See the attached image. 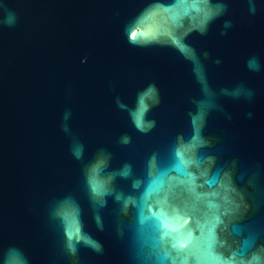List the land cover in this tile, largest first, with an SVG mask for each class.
<instances>
[{"label":"water","instance_id":"1","mask_svg":"<svg viewBox=\"0 0 264 264\" xmlns=\"http://www.w3.org/2000/svg\"><path fill=\"white\" fill-rule=\"evenodd\" d=\"M223 2L227 12L206 35L194 32L187 42L201 54L214 90L243 84L254 96H219L223 111H213L205 129L213 144L202 150L212 161L202 160L197 175L210 171L198 182L230 174L240 212L225 217L224 243L217 248L234 253V264H248L257 252L264 264V0H256L255 14L248 0ZM147 3L0 0V264L11 249L26 264H72L51 216L54 203L69 195L83 210L85 231L102 245L101 252L81 246L78 264H184L186 253L165 229L178 227L177 211L193 218L195 230L206 210L198 198L204 189L194 192L187 177L174 171L170 149L178 134H189V113L201 92L192 64L175 49L128 43L125 26ZM225 21L232 27L225 29ZM159 27L153 18L141 35L150 38ZM250 56L258 57L260 72L248 70ZM150 83L159 89L160 104L148 116L156 126L141 133L117 100L134 107L137 93ZM124 135L130 144L120 143ZM75 142L83 144L81 160L73 155ZM100 149L111 153L109 171L127 162L133 178L142 181L134 189L131 180L117 178V190L135 205L125 212L109 197L100 210L102 231L93 220L83 175ZM154 153L162 183L143 196L152 179L146 162ZM149 204L157 210L150 212ZM61 214L73 227L75 202L66 201Z\"/></svg>","mask_w":264,"mask_h":264},{"label":"clouds","instance_id":"2","mask_svg":"<svg viewBox=\"0 0 264 264\" xmlns=\"http://www.w3.org/2000/svg\"><path fill=\"white\" fill-rule=\"evenodd\" d=\"M249 12L255 14L256 0H248ZM228 10V6L223 0H148L146 6L125 26V34L129 44L135 47H169L175 49L180 55L193 66V76L200 85L201 98L194 100V109L189 113L190 132L188 135L178 134L171 145V155L175 160L173 169L176 173L187 177V183L193 186V191L204 189L198 192V198L202 199L206 210L201 212V217L195 222V230L190 227L193 223L191 216H179V225L171 229H165L177 238V246L186 254L184 264H189L190 259H194L196 264H234L235 254L225 255L219 251L217 245L223 246L220 239V232L226 227L225 217L235 215L240 212V204L234 195L232 188L235 186L230 174L225 172L222 176L204 179L199 183L201 177H207L210 168L197 175L201 168V161H212V157L202 150L210 148L213 139L205 135L208 117L213 111H223L218 103L219 96H226L233 99L245 98L251 100L254 92L246 88L243 84L234 88H222L217 92L208 81L207 73L204 68L201 54L197 53L187 38L192 33L206 35L209 26L218 18L222 17ZM14 16V14H12ZM155 18L159 24V29L150 38L141 35L140 30L152 22ZM223 27L229 29L232 27L231 21H225ZM135 32V36H133ZM226 34L225 32L221 33ZM203 58L207 59L208 52H204ZM216 63H219L217 60ZM246 66L251 72H260L261 63L256 56H250L246 61ZM117 104L121 109H126L129 118L135 129L141 133L150 132L155 126V120L149 119V113L160 104V92L154 83L148 84L139 91L136 96L134 107L129 108L121 103L119 99ZM251 117V113H248ZM120 143L128 145L131 143V137L124 135L120 138ZM76 159H83V144L75 142L72 148ZM111 153L100 149L95 157L88 161L83 167L84 184L88 193L89 205L92 209L93 220L101 231L104 228L100 210L105 208L108 198L112 197L114 201L121 205L126 212L129 206H134L133 197L118 191L115 186L117 178L122 180H131L132 187L139 188L142 181L133 178V169L130 163H124L121 168L109 171ZM146 168L151 181L145 188L143 196L151 193L158 185L162 183L160 179V168L157 154H152L147 162ZM228 179H225V177ZM175 179V177H172ZM180 183H185L180 180ZM207 185V188H205ZM69 199L76 205L77 215L75 224L69 228L64 216L61 214V208ZM148 210L154 212L157 207L148 205ZM171 214V213H170ZM52 218L57 222L63 234L64 250L72 259V264H78V253L81 246L90 248L96 252L102 251V245L90 233L85 231L83 222V210L79 202L71 195L56 201L51 210ZM199 231V235L196 234ZM262 257L259 253H254L248 264H261ZM18 260H23L26 264V258L17 249H11L6 256V264H17Z\"/></svg>","mask_w":264,"mask_h":264},{"label":"snow or ice","instance_id":"3","mask_svg":"<svg viewBox=\"0 0 264 264\" xmlns=\"http://www.w3.org/2000/svg\"><path fill=\"white\" fill-rule=\"evenodd\" d=\"M140 29H137V31H139ZM133 36H135V32H133Z\"/></svg>","mask_w":264,"mask_h":264}]
</instances>
